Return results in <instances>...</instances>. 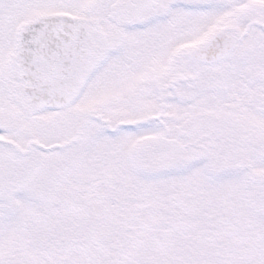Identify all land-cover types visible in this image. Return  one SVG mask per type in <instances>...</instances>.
Wrapping results in <instances>:
<instances>
[{
  "label": "snow or ice",
  "instance_id": "snow-or-ice-1",
  "mask_svg": "<svg viewBox=\"0 0 264 264\" xmlns=\"http://www.w3.org/2000/svg\"><path fill=\"white\" fill-rule=\"evenodd\" d=\"M0 264H264V0H0Z\"/></svg>",
  "mask_w": 264,
  "mask_h": 264
}]
</instances>
